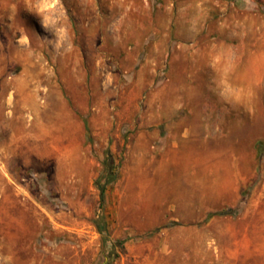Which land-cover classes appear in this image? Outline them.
I'll list each match as a JSON object with an SVG mask.
<instances>
[{"label": "rangeland", "instance_id": "374dc122", "mask_svg": "<svg viewBox=\"0 0 264 264\" xmlns=\"http://www.w3.org/2000/svg\"><path fill=\"white\" fill-rule=\"evenodd\" d=\"M0 264H264V0H0Z\"/></svg>", "mask_w": 264, "mask_h": 264}, {"label": "trees", "instance_id": "16d2710c", "mask_svg": "<svg viewBox=\"0 0 264 264\" xmlns=\"http://www.w3.org/2000/svg\"><path fill=\"white\" fill-rule=\"evenodd\" d=\"M112 160H109V168H112ZM115 180V175L110 173L107 175L106 177V181L103 185L100 186V196H101V203L103 204L105 201V192H106V187L107 185L113 183ZM225 215V212H221V213H215V214H209L207 217V220L211 219L214 216H223Z\"/></svg>", "mask_w": 264, "mask_h": 264}, {"label": "crops", "instance_id": "0c3cea01", "mask_svg": "<svg viewBox=\"0 0 264 264\" xmlns=\"http://www.w3.org/2000/svg\"><path fill=\"white\" fill-rule=\"evenodd\" d=\"M225 76V75H224ZM218 77H220V76H218ZM227 83V80H226V77H225V81H224V84H226ZM227 93H228V91H225V95H227Z\"/></svg>", "mask_w": 264, "mask_h": 264}, {"label": "bare ground", "instance_id": "6f19581e", "mask_svg": "<svg viewBox=\"0 0 264 264\" xmlns=\"http://www.w3.org/2000/svg\"><path fill=\"white\" fill-rule=\"evenodd\" d=\"M241 95H238L237 97H240ZM239 99V98H238Z\"/></svg>", "mask_w": 264, "mask_h": 264}]
</instances>
